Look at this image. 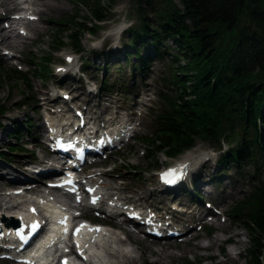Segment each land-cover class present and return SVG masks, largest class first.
I'll return each instance as SVG.
<instances>
[{
    "label": "rangeland",
    "instance_id": "rangeland-1",
    "mask_svg": "<svg viewBox=\"0 0 264 264\" xmlns=\"http://www.w3.org/2000/svg\"><path fill=\"white\" fill-rule=\"evenodd\" d=\"M75 1L50 0L51 3L60 5V10H48L44 6L36 5L43 11L41 15L38 14L42 19L33 21L38 24L39 28L29 32V37L24 39L25 42L20 41L19 51L4 54L5 51H8L4 48L0 53V71L8 72L17 69L29 78L28 82L11 81L9 77L0 79V103L5 106L3 114H0V152H5L7 146L16 145V142L19 145H25L26 148L22 152L7 153L4 154L5 157H0V175L4 173L6 176L11 171L28 172L31 168L36 170L37 162L43 157H45V162H52L54 155L50 154L46 145L47 136H45V126H43L44 120H46L44 114L45 111H48L44 106H49L46 103L43 104L45 101L58 100V103L66 108V117H75L73 113L75 110L69 106L70 104L77 109L85 107L88 109L87 111L84 108L87 114L105 117V121L113 114L120 116L133 114L135 118L130 121L134 131L133 137H129L127 142L114 146L115 148L107 150L106 153L98 157L95 161H100V163L96 167L90 168L85 165V168L88 170H111L114 180L107 179L114 184L129 182L130 188L125 189L124 194L133 201L146 206L150 205L151 208L158 207L157 210L160 211V214L165 213L168 219L180 220L184 226L191 222V226L186 230L187 235L180 234L182 236L179 235L177 239L146 238L141 233H137V243L127 244L126 248L130 249L136 245L142 247L148 258V261L143 264H210L212 260L205 259L204 255L215 254V259H224L225 257L222 255L224 249L225 251L231 249L229 254L231 260L224 264H245L242 256H244L245 247L248 245V233L240 222L232 220L227 214L230 206L251 190L254 182L251 179L253 170L247 168L241 176L236 173L233 167L220 168L221 166L215 162L219 154L216 150L217 146L198 138L193 147L174 158H168L162 152L151 158L141 154L145 149L142 139L153 131L155 115L165 103L163 97H169L175 93L174 86L166 81L171 78L170 71L172 70L168 54L177 51L174 44L168 39L165 40L162 51L165 49L168 54L158 57L151 53L152 61L144 75L141 76L139 72H136L135 76H131L130 67L124 66L125 59L122 56L116 59L115 55L122 54L120 52L123 49L122 43L127 41L126 34L122 31L137 22V15L134 13L132 0H117L107 19L100 22V27L95 34L84 31L80 35L83 51L75 53L67 40L70 31L55 32L56 25L54 23L67 13L77 11L78 22L84 21L91 25L92 21L83 17L88 15V9ZM175 2L179 4L178 0ZM146 8L149 11V7ZM5 21V18L0 19L2 25L5 24ZM119 29H121L120 33L115 36L114 32H118ZM21 39L23 37L18 38V40ZM57 39L59 42L55 41ZM60 42L62 43L59 44ZM94 51L100 56H93L92 52ZM67 55H72L75 59L78 58V62L76 66L70 64L68 70H62L66 65ZM43 56H48L49 60H44ZM29 59H34L32 60L33 65ZM82 62L87 64L86 70L82 69L83 73H76L77 66L80 68ZM42 66H45L47 71L41 70ZM35 67L39 68L41 74L40 72L39 75L34 73L33 68ZM64 71L65 73L62 74ZM102 74L103 76L108 75L109 81H115L114 91L100 87ZM122 84L125 85L121 87ZM58 85L62 86L60 92L67 90L69 100L66 101L60 96L53 98ZM125 86H129V92L127 89L124 91ZM28 118L32 122V126L29 128L25 123ZM17 124L23 128V137H20L19 140L7 137V133ZM26 129L30 130L29 133ZM31 133H34V136ZM223 147L227 149V143H224ZM194 151L199 155H202L201 153L207 155L196 165L190 176L191 180L188 179L184 184L187 185L184 189L188 192L178 191V189L172 192L162 191L157 183V172L168 164L184 160L188 153ZM205 162H208L207 166L201 167ZM25 180H35L40 185L43 184L40 180L46 181L47 177ZM0 182V199H10L5 193L20 186L17 181L8 182L6 178L0 179ZM192 195L196 197H192ZM142 196L145 198H141ZM17 199L20 200L18 197ZM175 201L183 206V208L177 207L182 210L180 213L172 210V204H175ZM206 201L220 206V210L213 216L216 222L210 221L207 217V220L202 219L203 223L207 225L200 228V223H193V221L200 220L201 212L207 211ZM29 202L30 200L22 202L21 206L24 211ZM185 210L188 212H184ZM9 212L12 211H7V213ZM182 212L187 214L182 216L186 220L181 219ZM92 216L94 214L91 212L90 217L93 219ZM188 216L191 220L187 218ZM108 219L117 221L116 218V220ZM219 225L230 227L236 234L221 232ZM138 226L142 225L138 224ZM194 234L197 236L191 238L190 243H186L185 241ZM215 234L222 238L231 235L221 244L223 252L217 245L211 249L193 248L196 242L208 243ZM150 248H161L162 254L167 252L169 257L153 255L149 252ZM164 248L166 251L163 250ZM133 254L139 255L140 249H136ZM13 263L17 264L12 260L0 258V264Z\"/></svg>",
    "mask_w": 264,
    "mask_h": 264
},
{
    "label": "trees",
    "instance_id": "trees-1",
    "mask_svg": "<svg viewBox=\"0 0 264 264\" xmlns=\"http://www.w3.org/2000/svg\"><path fill=\"white\" fill-rule=\"evenodd\" d=\"M116 1L76 0L88 9L83 17L92 21L91 25L78 22L75 11L54 22L55 32L69 30L67 40L72 50L81 53L80 35L84 31L95 34ZM132 1L137 22L122 31L127 41L122 43V54L115 55L125 59L130 75H144L151 53L158 57L168 54L162 51L165 40L177 50L168 54L172 70L166 80L175 93L163 97L165 103L155 115L153 131L142 139V154L151 158L162 152L174 158L193 147L198 138L217 146L215 162L220 168L233 167L241 176L251 168V190L230 206L227 215L248 233L242 256L245 264H264V0ZM92 54L100 56L95 51ZM42 58L49 60L48 56ZM86 65L82 62L81 69L86 70ZM33 71L39 75L38 67ZM5 77L11 81L29 79L17 69L0 71V79ZM115 85L102 74V89L114 91ZM126 89L130 91L129 86ZM4 110L0 103V114ZM25 121L28 128L32 126L29 118ZM22 131L17 124L7 137L19 140ZM25 149L16 142L0 152V157ZM180 191L188 192L184 188Z\"/></svg>",
    "mask_w": 264,
    "mask_h": 264
},
{
    "label": "bare ground",
    "instance_id": "bare-ground-1",
    "mask_svg": "<svg viewBox=\"0 0 264 264\" xmlns=\"http://www.w3.org/2000/svg\"><path fill=\"white\" fill-rule=\"evenodd\" d=\"M31 4H29L28 1H26L29 5L26 6H21L19 4H16L14 2V0H0V19L1 18H5V19H11V23H9V25L7 23L5 24H1L0 23V53L1 51L6 48L8 49V51H5L4 54H8L11 52H16L19 51V47H20V41L25 42L24 39L29 37V32L33 31V30H37L39 28L37 23H34L32 20H26L24 21L23 18H12V10H14L15 8H18L20 10H24V9H29L32 8L35 12L29 13L32 16L36 15L37 16V20L38 19H42L41 16H38L42 14V10L39 7H36V5H40V6H44L46 9H51V10H60L61 6L60 5H56L50 2V0H29ZM39 1V2H37ZM31 6V7H30ZM2 8V9H1ZM34 14V15H33ZM7 21V20H6ZM22 23L24 24V29L25 32H23L22 29ZM121 29L118 30V32H114L115 36H117L120 33ZM23 37V39L18 40V38ZM72 57V62H69L68 60L66 61V65L64 67V69L62 70H68V68L70 67V64L72 66H76V63L78 62V58H73L72 55H67ZM1 57V56H0ZM77 71L76 73H78L80 71L79 66H77ZM73 69V67H72ZM61 85H58L56 88V93L53 95V98H57L58 96L64 98V100L67 101V99L69 100V95L68 92H66L67 90H63L62 92H60V90H62ZM39 89V88H38ZM60 92V93H59ZM62 94L66 95V97L62 96ZM52 98V97H51ZM48 104L49 106L45 105L44 107L46 108L45 111V119L51 123L48 124V126L46 125L45 127V134H49V128H54L57 129V127H59L60 123H69L71 120L72 121H76L78 122L79 117H77L75 115V117H61L62 116V107H59V103L58 100H52V101H45L43 104ZM62 106V105H61ZM123 106V105H121ZM50 110V111H49ZM85 113L83 114V125L84 127H86V130L91 132L88 135H85V138L87 139V141H90L92 139L94 140H98V138L100 137L99 133H98V129L100 128V120L98 119V115H93L88 113L87 111L84 109ZM120 115L119 114H113L108 120H106V122H109L108 126H104L103 129L106 131H112L115 132L116 130H120L121 126L125 127V123H127V121H131L133 120L135 117V115L133 116V114H127V115ZM43 120V119H42ZM67 121V122H66ZM71 121V122H72ZM44 126V125H43ZM47 128V129H46ZM80 129V128H78ZM123 141V140H122ZM122 141H120L119 143H115L114 146H117L118 144H120ZM125 141V139H124ZM112 147H105L104 149L110 150ZM202 155L197 154V152H190L187 154L186 158L184 159V163L188 164L187 168H186V172H188L189 174L193 172V170H195L196 165L199 163L200 160L204 159V156L207 155L205 153H201ZM55 158V156L53 157V159ZM92 160V159H91ZM38 164L35 166L36 170L31 168L29 169L28 172H20V171H11L10 174H7L5 176L4 173H1L0 175V179H4L6 178L7 181L9 182H15L17 181L20 185L18 186V189H21L20 194H15V190H12L11 192H6L5 194L10 197V199H6V198H2L0 199V210H4V211H12L14 212V210L19 209L23 211V208L21 206L22 202H25L27 199H24L23 201L19 202L17 201V197L18 196H23V197H27L28 194H33L36 193L37 195H35L36 197V201L39 203H42V208L38 207L37 208V213L36 215L38 216H43L45 217V215L49 212H52V210H60V212H65V210L67 208H70L71 211H75L74 208H71V204L75 205L76 203H78L79 198L80 197H86L87 200H93L94 197H98L100 198L101 202H106L111 200V202L108 204L112 205V207H116L115 204H122L123 208H129L131 213L135 214L138 216L139 220H141L142 222H144L146 225H150L153 223H156L157 221H162L160 222L159 225H161L160 229H170L172 228V230H176L178 232V234H183V236L187 235L188 232L186 231L187 229H190L191 226V222H189V224L187 226H184L182 224V222L179 221H175V220H170L168 219V217L166 216L165 213L160 214V211L157 210L158 207L151 208V206H146L143 203H137V201H133L130 197L126 196L124 194L125 189L130 188V183L128 182H120L117 184L112 183V181L108 180L107 178H111L113 179V174L111 173V170H88L86 171V175L82 176V178H80L79 183L81 185H86V183H91L92 184V188H90V190H88L87 187H83L82 191H81V196L78 194L75 195H65L63 196H53L51 191H49V189H47L45 185V180H40V182L43 184L38 185L37 182H32V181H28V182H24L25 179L30 178V179H37L38 177H49L51 175V170L50 169H55L54 165L48 162H45V157L41 158V160L39 162H37ZM95 163H100V161H90V163L88 162V165H92ZM208 162H205L201 167H205L207 166ZM28 167V166H27ZM29 168V167H28ZM191 168V169H189ZM5 173H9V172H5ZM114 180V179H113ZM0 186H1V182H0ZM153 192V191H152ZM153 194V193H152ZM1 197V196H0ZM141 198H145V196H142ZM141 200V199H140ZM176 202V201H175ZM97 204V203H95ZM114 204V205H113ZM88 206V205H87ZM87 208L89 209H93L92 206H88ZM178 209V208H177ZM184 212H188V210H185ZM3 212L0 211V217L2 218L1 221H5V219L3 218L4 215L2 214ZM192 213V212H190ZM202 216L204 215V211L201 212ZM186 213H183L180 215L182 220H186L185 218H182V216H184ZM187 215V214H186ZM30 216H34L32 214L29 213L25 215V217L29 218ZM214 216V214L212 215ZM13 217H17L15 214L12 216H8L9 219H13ZM115 217V216H114ZM7 218V220H8ZM116 218V217H115ZM188 219L191 220V218L188 216ZM202 219V217H201ZM9 221V220H8ZM141 221H138L135 218H128L126 222H121L119 221H114V223H111L109 221H104L105 223H107L108 225H110L112 227L113 232L105 230L104 233H101V237L106 240V242L101 246V251L102 252H98L97 254H95L94 256L97 258V260H101L102 264H143L144 262L148 261L147 256L144 253V249L142 247H140L139 245H136L132 248H126L127 244H135L137 243L136 240V235L137 233H135L134 231L130 230L128 227H126L127 225H130L131 227H134L135 229H137V227H143V223ZM212 222H216L215 218L211 220ZM31 223L30 221L27 222V225ZM2 223H0V232L4 231L3 226L1 225ZM138 224L142 225V226H138ZM26 225V226H27ZM136 225V226H135ZM181 225V226H180ZM21 226V225H19ZM183 226V227H182ZM220 226V231L221 232H229L231 233V235H235L236 232L231 230L230 227L227 226ZM13 227V226H10ZM23 233H27V231L23 232ZM121 235V236H120ZM178 235V236H179ZM231 235L222 238L219 235L215 234L214 236H212V238L210 239V241L208 243H201V242H196L194 243V247L196 249H211L214 246L217 245V247H220L219 250L223 252V248H221V244L224 241V239L228 240ZM122 236H125L126 238H123ZM182 236V235H181ZM197 236V234L192 235L191 237H189L186 240V243H190L191 242V238H195ZM3 243H6L3 241ZM168 245V244H167ZM170 245V243H169ZM162 247V246H161ZM166 248V247H165ZM165 248L163 249L164 251ZM169 248V247H168ZM26 249V247L24 248ZM23 249V250H24ZM103 249V250H102ZM136 249H140V254L139 255H135L133 254L134 251ZM151 250H149L150 253H153V255H159L160 257H166L169 254H166L163 252L162 254V250L161 248H157V249H153L150 248ZM2 251H6L7 253H11L14 254L15 251L14 250H6V249H1ZM22 249H18V252L16 251V255L14 258H21L22 256ZM38 250V246L36 245L34 248H29L27 249L28 252L30 253H34ZM168 251V250H167ZM193 251V250H192ZM231 249H228L223 252V256L225 257L224 259H215V254H206L204 255L205 259H210L212 260V262L210 264H224L225 262H230V254ZM221 252V253H222ZM182 255V254H181ZM162 257V258H163ZM169 257V256H168ZM215 259V260H214ZM12 262H16L17 264H21L22 262H18L16 259H11ZM95 260L93 259V261L91 260V264H94ZM14 264V263H13Z\"/></svg>",
    "mask_w": 264,
    "mask_h": 264
},
{
    "label": "snow or ice",
    "instance_id": "snow-or-ice-1",
    "mask_svg": "<svg viewBox=\"0 0 264 264\" xmlns=\"http://www.w3.org/2000/svg\"><path fill=\"white\" fill-rule=\"evenodd\" d=\"M186 169V166H185ZM165 178L167 179V182L169 183H173L175 182L176 179H178L179 177L175 175V172H169V173H165ZM67 183H71V181H67ZM95 202V201H93ZM61 223H66V218H64V220L61 221ZM37 225H33V227H36ZM84 227V225H81L79 228L76 229V234H79L80 232V228ZM95 231H98L99 229H92ZM67 231V228H65V232ZM64 264H67V261L64 262Z\"/></svg>",
    "mask_w": 264,
    "mask_h": 264
}]
</instances>
